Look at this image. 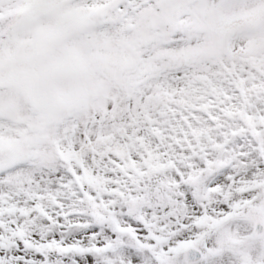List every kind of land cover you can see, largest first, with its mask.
Instances as JSON below:
<instances>
[{
    "label": "snow or ice",
    "instance_id": "snow-or-ice-1",
    "mask_svg": "<svg viewBox=\"0 0 264 264\" xmlns=\"http://www.w3.org/2000/svg\"><path fill=\"white\" fill-rule=\"evenodd\" d=\"M0 264H264V0H0Z\"/></svg>",
    "mask_w": 264,
    "mask_h": 264
}]
</instances>
